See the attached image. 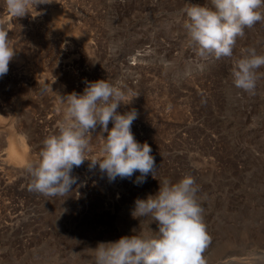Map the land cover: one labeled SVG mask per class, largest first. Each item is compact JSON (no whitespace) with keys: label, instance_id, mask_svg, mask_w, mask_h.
<instances>
[{"label":"rangeland","instance_id":"rangeland-1","mask_svg":"<svg viewBox=\"0 0 264 264\" xmlns=\"http://www.w3.org/2000/svg\"><path fill=\"white\" fill-rule=\"evenodd\" d=\"M188 3L208 0H51L22 18L0 0V27L15 49L0 77V264H93L98 243L158 231L150 219L132 218L134 201L186 175L210 237L205 264H264V68L252 92L231 77L242 49L264 54V22L244 29L232 57H202L187 41ZM56 12L67 14L61 30ZM102 79L133 98L118 112L138 113L132 132L152 148L155 178L136 183L137 172L109 181L86 160L73 169L69 197L31 191L25 165L58 132L60 95ZM10 131L29 151L23 165L5 161ZM100 131L89 158L99 156Z\"/></svg>","mask_w":264,"mask_h":264},{"label":"clouds","instance_id":"clouds-1","mask_svg":"<svg viewBox=\"0 0 264 264\" xmlns=\"http://www.w3.org/2000/svg\"><path fill=\"white\" fill-rule=\"evenodd\" d=\"M48 3L51 0H6L8 11L16 18ZM182 12L189 46H195L202 57L212 55L219 59L233 56L236 40L245 28L264 22V0H208L203 5L188 3ZM14 55L8 32L0 27V77L8 73ZM261 68L264 54L254 47L242 49L231 69L234 86L252 92ZM132 99L121 84L106 79L88 82L82 94L60 95L62 119L57 124L58 132L45 138L39 159L25 165L30 190L48 197H69L77 183L73 169L86 160L90 161V168L98 165L109 181L117 177L129 179L137 172L140 175L136 183L144 182L149 174L155 178L152 148L138 142L132 132L138 113L135 109L118 112ZM98 126L99 156L89 158L93 150L91 137ZM198 191L190 175L176 183L167 178L159 181L158 191L145 199L137 198L131 210L133 219H150L158 231L149 226L148 231L140 228L131 236L98 243L91 249L93 264H205L202 254L210 237Z\"/></svg>","mask_w":264,"mask_h":264},{"label":"bare ground","instance_id":"bare-ground-1","mask_svg":"<svg viewBox=\"0 0 264 264\" xmlns=\"http://www.w3.org/2000/svg\"><path fill=\"white\" fill-rule=\"evenodd\" d=\"M57 13L58 15L55 17L54 22L56 23L57 26L60 27L59 29L61 30L62 29L61 25L62 24L64 25V22H66L67 20L65 16L67 14L64 15L63 12L62 13L56 12V14ZM53 15H55V13ZM57 26L56 28H58ZM67 29L68 28L66 27V30ZM62 31H64V28ZM5 143H6V147L4 150V154H5V161L8 162V164L10 163V165L13 164L23 165L25 161H28L27 158L29 157L28 154L29 151L27 150V146L25 144L24 138L21 135L15 134V132L10 131L5 137Z\"/></svg>","mask_w":264,"mask_h":264}]
</instances>
